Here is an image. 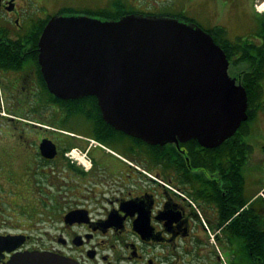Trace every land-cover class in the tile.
Returning a JSON list of instances; mask_svg holds the SVG:
<instances>
[{
    "label": "flooded vegetation",
    "instance_id": "1",
    "mask_svg": "<svg viewBox=\"0 0 264 264\" xmlns=\"http://www.w3.org/2000/svg\"><path fill=\"white\" fill-rule=\"evenodd\" d=\"M64 1L45 19L24 9L44 7L46 0H1L0 12L15 18L23 35L16 38L25 39L56 15L104 21L171 16L193 22L181 7L195 3ZM19 51L26 62L0 66V178L5 182L0 183V264L33 251L79 264H224L237 254L240 261L246 255L249 263L263 264L264 187L248 196L246 163L241 184L240 166L220 149L240 137L206 148L197 140L150 145L117 130L100 135L46 127L38 112L46 85L38 47ZM263 81L257 115L264 109ZM57 132L70 141L82 139L77 147L91 158L88 168L71 160L72 146L59 144ZM44 139L56 144L53 159L42 154Z\"/></svg>",
    "mask_w": 264,
    "mask_h": 264
},
{
    "label": "water",
    "instance_id": "2",
    "mask_svg": "<svg viewBox=\"0 0 264 264\" xmlns=\"http://www.w3.org/2000/svg\"><path fill=\"white\" fill-rule=\"evenodd\" d=\"M38 51L52 95L95 97L108 125L150 145L197 140L216 148L249 117L247 91L230 76L226 53L196 23L171 16L104 21L56 15L44 27ZM41 151L53 159L56 144L44 139ZM6 264L79 263L33 251Z\"/></svg>",
    "mask_w": 264,
    "mask_h": 264
},
{
    "label": "trees",
    "instance_id": "3",
    "mask_svg": "<svg viewBox=\"0 0 264 264\" xmlns=\"http://www.w3.org/2000/svg\"><path fill=\"white\" fill-rule=\"evenodd\" d=\"M44 25L45 23H42L39 30L32 34V36L18 40L9 38L4 31L0 30V66L13 68L14 65L26 62V59L23 60L21 57L22 53L19 50L22 48L38 47V40ZM207 31L226 53L230 61V69L232 70V74L230 73V75L238 78V81L246 88L248 94L249 118L246 122L242 123L239 131L235 134L237 137H240V141H229L220 148L223 150L222 154L224 155L226 151H229L231 159L237 162V167L240 166L239 177L241 184H243L245 180L243 167L248 159V155L252 151L251 146L247 144L244 137L250 131L249 122L256 118L258 108L262 106L260 83L264 80V22L261 24L260 31L256 35L261 41L260 44L255 43L253 40L243 38H239L236 42H233L226 37L227 31L221 26H216ZM43 90L48 98L44 102L39 103V112L43 111V107H49L50 104H54L58 107L60 115L65 119L84 118V120L90 123L91 130L95 134L102 135L110 130L116 131L104 121L95 97L88 96L75 100H62L52 95L44 83ZM58 111L55 109L54 113ZM63 130L68 131L74 129L65 128ZM116 132L118 135L124 136L122 132ZM139 141L141 143L143 142L141 140ZM261 253L264 264V244L261 248Z\"/></svg>",
    "mask_w": 264,
    "mask_h": 264
},
{
    "label": "rangeland",
    "instance_id": "4",
    "mask_svg": "<svg viewBox=\"0 0 264 264\" xmlns=\"http://www.w3.org/2000/svg\"><path fill=\"white\" fill-rule=\"evenodd\" d=\"M252 1L253 0H233V2L227 4V0H195V3L192 6H187L185 2L182 5L181 10L192 17L194 21L204 30H210L216 26H221L223 28L226 27V37L233 42H236L239 38H243L253 40L255 43H259V39L256 40V35L260 31L261 24L264 22V16L257 19V22L254 24H241L242 12H244V15H250L249 11H252ZM262 2H264V0H257L256 4L260 5ZM65 3L66 1L64 0H46L44 7L38 8L29 6L24 9V12L27 15L29 14V16H35L38 19H45V17H47V13L51 14L59 6L64 5ZM20 4H22V1H20ZM4 17L5 14L0 12V30L4 31V33L11 39H18L16 37L23 36L18 30L15 18L5 19ZM226 22L229 23L227 24ZM219 24H222L223 26ZM229 72L232 74L231 69ZM262 85L264 86V81L262 82ZM43 98L44 100L47 99L45 93H43ZM52 107L54 110L56 109L58 111V107L54 104H50L49 107H43L42 112H39L40 109L38 108L39 117L40 119H43L42 125H45L46 127L53 125L59 129L72 128L87 133L90 131L91 125L86 120H84V118L65 119L60 115V111L52 114ZM262 113H264V109L261 110L259 115H257L253 121L249 122L248 125L250 131L244 138L247 144L251 146L252 150L248 155V159L246 160L245 170L246 192L248 196H252L261 187H264V114ZM63 133L64 132H57V139H61L58 141V143H69L72 146V149H76L79 141L82 139L77 137L75 140L70 141L68 137H65V133ZM78 148L82 149L80 146ZM2 179L3 178H0V183L5 184V182H2ZM62 182H64V180H62ZM236 256L237 257L231 256V258L226 259L224 264H251L249 263L248 257L246 255L242 256L241 261L239 260L238 254Z\"/></svg>",
    "mask_w": 264,
    "mask_h": 264
},
{
    "label": "crops",
    "instance_id": "5",
    "mask_svg": "<svg viewBox=\"0 0 264 264\" xmlns=\"http://www.w3.org/2000/svg\"><path fill=\"white\" fill-rule=\"evenodd\" d=\"M231 2H233V0H230V1L227 0V4H229ZM252 2H253V7H252V11H249L250 12V15H247V14L244 15V12H242V23H241L242 25H244V24L245 25L246 24H254L255 22H257V19H259L260 17H262V14H260L259 12H257V10L255 9V3L257 2V0H253ZM239 15H240V13H239ZM229 22H230V20H229ZM229 22H226V23L228 24ZM241 24H239V25H241ZM219 25H222V24H219Z\"/></svg>",
    "mask_w": 264,
    "mask_h": 264
},
{
    "label": "built area",
    "instance_id": "6",
    "mask_svg": "<svg viewBox=\"0 0 264 264\" xmlns=\"http://www.w3.org/2000/svg\"><path fill=\"white\" fill-rule=\"evenodd\" d=\"M75 159L78 160V162H81L84 165H87L86 163H89V158L86 153H83L81 151H77L75 155Z\"/></svg>",
    "mask_w": 264,
    "mask_h": 264
},
{
    "label": "bare ground",
    "instance_id": "7",
    "mask_svg": "<svg viewBox=\"0 0 264 264\" xmlns=\"http://www.w3.org/2000/svg\"><path fill=\"white\" fill-rule=\"evenodd\" d=\"M259 9H260L261 11H264V2L261 3ZM75 155H76V154H75ZM86 164L88 165V163H86Z\"/></svg>",
    "mask_w": 264,
    "mask_h": 264
}]
</instances>
